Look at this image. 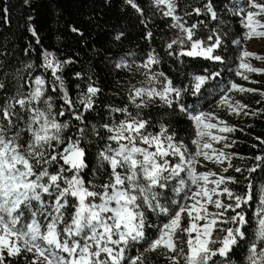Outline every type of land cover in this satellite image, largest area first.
Returning <instances> with one entry per match:
<instances>
[{"label": "snow or ice", "instance_id": "obj_1", "mask_svg": "<svg viewBox=\"0 0 264 264\" xmlns=\"http://www.w3.org/2000/svg\"><path fill=\"white\" fill-rule=\"evenodd\" d=\"M125 3L139 14L144 39L151 41L152 14L145 16L137 0ZM151 3L157 12L171 18L169 27L175 35L163 47L183 68L176 77L154 71L163 60L151 48L143 56L133 57V63L140 60L136 70L143 69L146 78V86L133 87L129 93L134 113L128 106L113 108L111 111L123 119L113 117L111 123L89 125L84 114L94 108L100 89L88 84L74 102L60 75L71 60L60 61L48 51L41 54L43 74L34 75L33 65H26L29 79L23 83L27 90L18 88L0 103V264H19L20 257L26 264H153L154 253H162L167 264H217V258L219 264H236L231 257L237 249L244 253L239 264H264V182L257 185L252 179L257 170L264 175V150L245 157L213 149L210 155L212 145L203 143L202 150L198 139H226L205 131L218 126L209 118L226 124L214 112L201 110L202 104L211 103L208 97L218 95L216 106L237 115L247 107L239 101L234 106L229 96L233 90L245 89L234 82L227 90L217 88L219 82L214 78L222 73L200 65L208 61L213 67L224 64L230 45L239 47L242 40L264 37V20L258 18L264 16V3L239 0L232 4V18H240L243 26V36L236 39L224 23L229 11L226 5L199 0L198 6L179 15L178 0ZM7 11L5 7L3 12ZM193 14L196 20L189 22ZM209 20L217 26L212 27ZM71 30L79 32L75 27ZM29 31L36 36L31 27ZM122 37L119 32L115 40ZM254 55L241 50L237 76L248 79L241 69L264 72L244 62ZM115 67H129V62L121 58ZM49 71L52 94L45 76ZM75 76L80 78L81 73ZM6 87V82H0V90ZM53 94L60 102L59 109ZM145 108L167 115L166 122H156L158 131H148L156 118H145L141 114ZM262 113L264 110L257 109L244 115ZM65 115L70 119L62 120ZM175 115L186 116L195 126L194 153L172 131ZM234 130L228 126L220 129ZM255 139L258 143L251 145L253 149L264 146V139ZM93 141L95 163L89 173ZM201 156L205 161L214 158L222 173L197 171ZM235 160L251 161V166H235L241 180L227 175ZM241 182L243 191H235L233 186L240 187ZM254 199L258 204L253 223L242 206ZM153 216L166 222L153 224Z\"/></svg>", "mask_w": 264, "mask_h": 264}, {"label": "trees", "instance_id": "obj_2", "mask_svg": "<svg viewBox=\"0 0 264 264\" xmlns=\"http://www.w3.org/2000/svg\"><path fill=\"white\" fill-rule=\"evenodd\" d=\"M137 3L144 9L145 16L152 14L150 27L153 38L151 41L144 39L145 28L140 24L141 17L130 5L125 3V0H0V82L7 84L5 90H0V103H3L6 97L10 98V92H12L10 89L15 87L8 72L18 68L21 74L18 76L21 77L22 83L24 78L28 76V71L25 72L23 67L24 63L32 64L36 73L43 74V69L39 68L42 63L41 54L48 51L54 53L56 59L60 61L71 60V63L63 66L60 75L69 91L70 98L74 102L78 100L80 93L86 92L88 84L100 89L95 96L94 108L84 114L89 125L111 123L113 117L117 121L123 119L119 113L111 111L113 108L128 106L129 110L134 113L135 107L128 99L129 94L117 87L120 75L124 74V72L122 73L123 70L114 68V61L120 53L128 48H136L138 53H144L151 48L155 49L163 60L161 65L155 67L157 71L163 70L170 77H176L178 71L183 68L179 60L166 55V50L163 47V44L175 35L174 30L169 27L172 23L171 18L164 17L157 12L151 0H137ZM214 3L228 7L229 11L224 16V23L228 26V31L235 34L232 39L240 37L238 17L233 19L231 11L235 0H214ZM178 4V14L184 15L185 10L191 11L192 7L198 6L199 0H178ZM5 7L8 10L6 14L3 12ZM5 15L7 19H5ZM188 19L189 22H195L196 17L193 14ZM200 19H204V17L201 16ZM209 23L212 27L217 26L211 20ZM30 27L36 32V36H33L32 32L29 31ZM73 27L78 28L79 32H73L71 30ZM119 32H123V37L117 41L115 36ZM126 51L122 55H125ZM240 52L241 46L230 45L226 63H217L213 67L212 62L208 61L201 63L200 66L221 72L222 75L214 79L219 82L217 85L224 83L223 88L227 89L228 81H232L235 77ZM185 62H189L188 58H185ZM76 72L81 73L80 78L75 76ZM45 76L49 80V94H52L51 72L49 71ZM184 82L187 83L188 81L185 80ZM262 92H264V86L258 88L253 97L254 110H264ZM53 96L54 100H57L55 108L59 109L60 102L54 94ZM217 97L218 95L213 99L210 96L208 99L213 102ZM208 104H202L201 109L208 107ZM151 111L149 110V112ZM245 112L251 113V109L249 108ZM152 116L156 118L155 122L160 117L163 122L167 121V115L157 110H153ZM69 119L70 115H65L62 118V120ZM245 119L248 121L246 128L238 134L235 131L237 137L231 151L240 156L250 157L254 156L257 151L264 150V146L258 149L251 147L252 144L258 143L256 137L264 139V113L255 116L245 115ZM73 123L79 126V122L73 121ZM148 130L155 132L159 128L153 122V126L149 127ZM172 131L176 133L178 140H187L188 135H194L190 120L186 116L175 115L172 117ZM101 134L106 135L107 133L102 132ZM68 135H72V132L69 131ZM94 145L95 142L93 141V147L90 148L88 157L89 173L95 163L96 148ZM234 162V167L242 166L245 163L251 166V161L235 160ZM229 175H235L238 180H241L240 174L235 173L234 168L229 171ZM85 178L87 179L88 176L86 175ZM252 179L259 185L264 182V175L257 170L252 175ZM233 187L235 191L241 192L244 185L241 182L240 187ZM257 204L258 199H254L249 204L242 206L253 223L254 207ZM152 222L153 224H162L166 221L153 216ZM183 223L187 227L186 222ZM249 231H253V229H249ZM243 255L244 253L237 249L231 259L239 264ZM160 257H162L161 254L160 256L158 253L152 254L153 264L162 262V260L159 261ZM11 260L15 262L16 258L13 257ZM19 264H26L23 257H20ZM217 264H219V258H217Z\"/></svg>", "mask_w": 264, "mask_h": 264}, {"label": "rangeland", "instance_id": "obj_3", "mask_svg": "<svg viewBox=\"0 0 264 264\" xmlns=\"http://www.w3.org/2000/svg\"><path fill=\"white\" fill-rule=\"evenodd\" d=\"M239 0H235V3H238ZM257 2L259 3H264V0H257ZM261 20H264V16L262 17H258ZM238 32L240 33V37L243 36V26L240 23V18H238ZM241 50H246L249 52L254 53L255 55L252 57H246L244 58V62L245 63H249L251 66L255 67V68H261L264 69V37H252L249 40H242L241 41ZM129 49V48H128ZM125 49L123 52L126 53L125 55H122V53H120L117 58L114 61V68L116 70H123L122 73L124 72V74L120 75L119 79H118V88H120L121 91H124L125 93L129 94L130 91L132 90L133 87H141L142 85L146 86V78L143 75L144 70L140 69L139 71L136 70V64L140 63V60H136L135 63H133V57H141L144 54L147 53V51H145L144 53H138V50L136 48H131V49ZM121 58H125L128 60L129 62V67L126 68H122V69H117L115 67V63L120 61ZM240 62V60H239ZM29 64V63H28ZM25 64L23 65L24 70H26L25 72L29 71L25 66L28 65ZM32 65V64H31ZM154 71H157L155 68L153 69ZM32 73L34 75H39L38 73L35 72L34 67H32L31 69ZM237 71V68L235 70V73ZM241 72H243L244 75H246L248 77V79H244L243 76H237L236 74L234 79L231 81H228V87L230 86L231 83H236L237 85L240 86V88L245 89V91H240L239 89L237 90H233L232 92L229 93L230 96V102L235 106V103L237 101H239L241 104L243 105H247L246 108H242L240 110V114L237 115L235 112H229V110L227 109V107H217L216 106V100L209 103L208 107H206L205 109H201L202 111L205 112H214L216 116H218L220 118L221 121H225L226 124H221L219 123V121H217L214 118H209V122L217 124L218 126L216 128L213 129H207L205 131H209L211 132L213 135L215 136H221V137H225L226 139H222L220 141H216V140H212L209 136H203L198 138L200 140L201 143V149L203 143H210L212 145L211 149H208L209 154H212V150L215 149L217 152H219L220 150H223L224 152H230L233 153V151H231V148H225V144H231V147L233 145V142L235 140V138L237 137L238 132H243L246 128L247 125V120L245 119V115L244 112L245 110H248L249 108L251 109V112L255 109L254 105L252 104L253 102V97L255 96L256 92L258 91V88L260 89L262 86H264V72H248L246 70L241 69ZM8 74L11 77V80L13 82V84H15V87H12L13 89H10L12 92H10V98L16 94L17 89L19 88L21 91H26L27 90V85H25L24 83L21 82V77H19L18 75L20 74V71H18L17 69H14L13 71H9ZM34 78V77H33ZM29 76H27L26 78H24V81L28 80ZM23 81V82H24ZM224 83L217 85V88H223L224 87ZM247 89H256L257 91L254 92H249L246 91ZM227 90V89H225ZM222 94V93H221ZM219 98V96L217 97V99ZM137 103H139V100H137ZM153 108H155V106H153ZM150 109L145 108L144 111L141 113L142 115L145 116V118H147L148 115H153V110L151 112H149ZM157 121H161L163 122V119H161V117L157 120ZM156 121V122H157ZM154 121V123H156ZM157 124V123H156ZM190 126H191V130H193L194 135H188V139L187 140H183L185 145L190 149L191 152H195L196 151V145L192 144V140L193 139H197L196 137V128L193 125V123L190 121ZM228 126V127H234V131H230V132H222L220 131L221 128ZM150 132V130H148ZM237 131V134L236 132ZM198 159L201 161L200 165H197V171H213L216 173H222V168L220 165L215 163V159L213 158L212 160H208L205 161L204 158L198 157ZM173 163H175V159H173L172 161ZM235 162H233V168L234 167ZM231 170V169H230ZM229 170V171H230ZM227 175H229V172L227 173ZM192 191H195V188L190 186ZM181 203H184L183 200V196L180 197ZM191 202H189L190 204ZM209 211H212V206L209 205L208 206ZM187 220L188 217L185 214L184 215V219L183 222H186L187 224ZM186 235V234H185ZM194 235V233H193ZM161 256L159 261L162 260V262H157L154 264H167V261L164 257V255L162 253H158V256Z\"/></svg>", "mask_w": 264, "mask_h": 264}, {"label": "built area", "instance_id": "obj_4", "mask_svg": "<svg viewBox=\"0 0 264 264\" xmlns=\"http://www.w3.org/2000/svg\"><path fill=\"white\" fill-rule=\"evenodd\" d=\"M256 208H257V205L254 207V211L256 210Z\"/></svg>", "mask_w": 264, "mask_h": 264}, {"label": "bare ground", "instance_id": "obj_5", "mask_svg": "<svg viewBox=\"0 0 264 264\" xmlns=\"http://www.w3.org/2000/svg\"><path fill=\"white\" fill-rule=\"evenodd\" d=\"M255 212V211H254Z\"/></svg>", "mask_w": 264, "mask_h": 264}]
</instances>
